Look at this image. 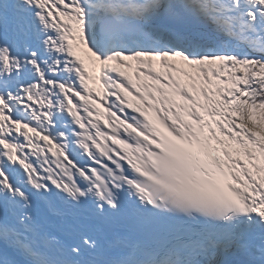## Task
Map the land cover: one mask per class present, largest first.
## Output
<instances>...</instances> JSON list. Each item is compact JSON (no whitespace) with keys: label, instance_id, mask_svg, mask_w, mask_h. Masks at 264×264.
I'll list each match as a JSON object with an SVG mask.
<instances>
[{"label":"snow or ice","instance_id":"obj_1","mask_svg":"<svg viewBox=\"0 0 264 264\" xmlns=\"http://www.w3.org/2000/svg\"><path fill=\"white\" fill-rule=\"evenodd\" d=\"M0 264H264V0H0Z\"/></svg>","mask_w":264,"mask_h":264},{"label":"rangeland","instance_id":"obj_2","mask_svg":"<svg viewBox=\"0 0 264 264\" xmlns=\"http://www.w3.org/2000/svg\"><path fill=\"white\" fill-rule=\"evenodd\" d=\"M177 63H179V62H177Z\"/></svg>","mask_w":264,"mask_h":264}]
</instances>
